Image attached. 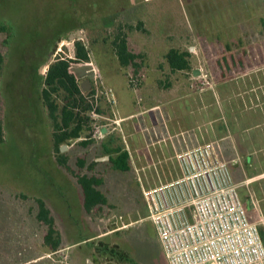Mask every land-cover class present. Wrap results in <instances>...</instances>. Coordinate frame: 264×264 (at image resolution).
<instances>
[{"label": "rangeland", "instance_id": "rangeland-1", "mask_svg": "<svg viewBox=\"0 0 264 264\" xmlns=\"http://www.w3.org/2000/svg\"><path fill=\"white\" fill-rule=\"evenodd\" d=\"M250 11L251 18L246 17L244 12ZM261 18L264 0H0V123L5 139L0 145V264H166L141 193L159 185L152 164L162 156L149 161L133 155L128 173L116 172L108 163L92 172H81L77 165L79 158L87 167L92 158L104 155L102 141L108 137L97 130L105 128L112 138L122 135L123 116L153 107L158 109L151 115L161 110L162 122L176 118L182 124L185 118L190 128L214 127L241 200L264 239ZM118 34L141 56L136 74L118 61L113 47ZM77 43L88 51L89 62L82 64L91 63L96 70L90 91L102 113L87 114L91 122L83 140L92 142L88 148L79 145L81 140L65 145L60 156L66 158V169L58 162L40 94L50 65L58 58L73 59ZM172 49L190 51L191 70L171 71L166 55ZM49 51H55L50 64ZM231 56L246 66L231 65ZM223 57L231 72L224 69ZM193 70L200 75L195 77ZM246 71L253 76L256 96L253 104L243 95L244 106L255 110L244 122L250 127L247 133L244 128L235 131L232 81ZM149 148L154 150L153 144ZM169 151L172 158L171 147ZM170 163L180 172L174 159ZM81 173L103 178L107 205L85 211L76 178ZM51 226L60 241L56 249L45 242ZM100 242L123 259L105 254Z\"/></svg>", "mask_w": 264, "mask_h": 264}, {"label": "built area", "instance_id": "built-area-1", "mask_svg": "<svg viewBox=\"0 0 264 264\" xmlns=\"http://www.w3.org/2000/svg\"><path fill=\"white\" fill-rule=\"evenodd\" d=\"M104 130L96 133L101 137ZM193 134L168 139L180 175L160 161L154 165L159 185L141 192L166 264H264L263 237L220 142H200Z\"/></svg>", "mask_w": 264, "mask_h": 264}, {"label": "trees", "instance_id": "trees-1", "mask_svg": "<svg viewBox=\"0 0 264 264\" xmlns=\"http://www.w3.org/2000/svg\"><path fill=\"white\" fill-rule=\"evenodd\" d=\"M244 14L246 17H250L248 12H244ZM261 19L263 20V18ZM113 47L120 65L122 67H132L134 73H138L140 66L137 61L141 56L129 49L126 37L122 34H118L113 41ZM189 55L190 51L180 52L175 49L170 50L166 55V60L171 71L191 70L188 60ZM231 60V65L234 66H236L237 61H239L242 66L245 63L241 58L236 60L234 56H231ZM82 62H89L88 51L83 44L77 43L73 59L58 58L50 65L40 94L42 103L48 112L52 124L53 145L55 151L59 154L58 162L66 169H68L66 158L60 156L63 155L61 147L65 145L68 146L70 142L81 140L79 145L88 148L92 142L87 139L83 140V133L89 128L91 122V118L88 115L94 110L95 112L102 113L94 107V90L83 93L81 90V81L77 79L73 73L69 72L72 63ZM222 63L224 69L227 68L229 72L232 71L227 57H223ZM39 77L40 75L38 74L36 76V82H40ZM4 140V129L0 123V145L4 143ZM105 153L117 154L116 159L110 157L108 161V164H110L114 170L122 173L131 171L132 168L128 156L126 153H123L120 148L109 151L106 150ZM77 165L81 172H83L85 168L89 172H92L96 167V163L94 162L86 167V161L82 158L77 159ZM76 178L82 191L83 207L87 213H91L97 207L107 205V197L101 191V187L104 183L102 177H98L94 174L81 173L76 175ZM50 224H52V222H50ZM54 235L55 228L51 226L48 234L45 236V242L51 245L53 249H56L60 246V241L58 238L54 239ZM99 245H101L104 253L107 255L109 254L110 257L123 259L122 253L120 254L113 249H109L101 242ZM98 251H101V249L99 248Z\"/></svg>", "mask_w": 264, "mask_h": 264}, {"label": "crops", "instance_id": "crops-1", "mask_svg": "<svg viewBox=\"0 0 264 264\" xmlns=\"http://www.w3.org/2000/svg\"><path fill=\"white\" fill-rule=\"evenodd\" d=\"M252 11H255L254 9H252ZM253 12H248V14L250 15L251 18V14ZM244 61V60H243ZM242 66V64L237 61L236 62V66ZM246 66V63H244V65L242 67ZM256 78V76H255ZM253 80V76L252 74H250V71H246L245 73H240L239 75H235L233 78V84H234V107H233V116H234V121H235V131L237 130H241L244 128V131L247 133L250 130V127L245 124L244 122H246L247 119V115L248 113H254L255 110H253L254 108L252 107H245L244 106V96L246 94V98L248 101L251 100V102L254 104L255 103V99L256 96L253 92H255V88L254 85H252V81ZM240 89H239V88ZM244 87L246 88V91H243ZM224 104H226V98H223ZM157 108V107H156ZM156 108H149V109H144L141 110L139 112H131L128 113L126 116H123L122 120H126L127 122L123 123V127L121 129L120 127V131L122 132V135H120V133L117 132V137L114 136V138H112L110 136V131L108 130H104V135L106 138V140L102 141V151L104 153L103 156L100 157H95L92 158L91 163L94 162L96 163V166H99L100 164L106 165L110 159V157H112V159H116L117 154H106L105 151H109V150H113L116 148H120L121 151L123 153H126L128 156V160L129 163L131 165V159L134 156H139L141 154V156L144 157V159L147 160H153V158L156 157H161L162 159H159L157 162L155 163H159L160 161H164V160H170L169 163L171 162V160L173 159V157L171 158V156L169 155L170 151H169V147H171L168 143L167 140L169 139V136L172 134H178L180 132L183 131H191L193 133L196 134V138L200 141V142H207V140H209V138L211 136H213L214 140H218L219 142L222 141V139L219 137H217V133L214 129V127L212 125H208V123L206 125H200V126H196V127H192L190 128L188 126L189 123H185L186 119L183 118L184 123H179L177 122L176 118H171L167 121L162 122L161 118H162V111L159 110L158 112H154L152 116L151 112L152 111H157ZM158 109V108H157ZM250 112H247V111ZM153 117V121H151L150 117ZM161 116V118H160ZM132 119H137V121L135 122ZM134 121V122H133ZM119 122V121H118ZM184 124V125H183ZM187 124V125H186ZM136 125H138L139 130L136 129ZM204 126V127H202ZM124 128L126 129L124 131ZM199 128H201V130H199ZM205 128V129H203ZM223 129V128H222ZM237 129V130H236ZM224 131V129H223ZM228 132V131H227ZM237 136V135H235ZM167 139H166V138ZM238 137V136H237ZM216 138V139H215ZM227 137H225L224 139H226ZM212 139V140H213ZM236 142L233 143V146L236 147L237 145V138H235ZM154 146V150L150 149V146ZM221 146H223V143L220 142ZM227 145V144H226ZM228 146L231 148L232 143L229 142ZM224 149V148H223ZM226 151L224 150V154L226 155L227 153H225ZM148 153L150 155H148ZM169 156V157H168ZM228 161V160H227ZM106 163V164H105ZM155 164H152V166L154 167ZM171 165V163H170ZM149 167V166H148ZM132 168V167H131ZM155 168V167H154ZM172 168V167H171ZM173 173L175 176H179L180 172H177L175 170V168H172ZM116 172H119L117 170H115ZM157 174V173H156ZM141 189V188H140Z\"/></svg>", "mask_w": 264, "mask_h": 264}, {"label": "water", "instance_id": "water-1", "mask_svg": "<svg viewBox=\"0 0 264 264\" xmlns=\"http://www.w3.org/2000/svg\"><path fill=\"white\" fill-rule=\"evenodd\" d=\"M53 62V55L49 58L48 64ZM69 72L73 73L77 79L83 80L81 82V90L83 93H87L90 91L92 84L91 81L95 79V71L94 67L91 63H72ZM199 70H193V75L195 77L199 76ZM67 149L66 146L61 147V151L64 152V150Z\"/></svg>", "mask_w": 264, "mask_h": 264}, {"label": "flooded vegetation", "instance_id": "flooded-vegetation-1", "mask_svg": "<svg viewBox=\"0 0 264 264\" xmlns=\"http://www.w3.org/2000/svg\"><path fill=\"white\" fill-rule=\"evenodd\" d=\"M49 52H50V51H49ZM49 52H48V53H49ZM54 53H55V51L50 52V55L52 56ZM51 56H50V57H51ZM50 57H49V58H50Z\"/></svg>", "mask_w": 264, "mask_h": 264}]
</instances>
